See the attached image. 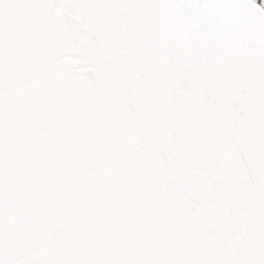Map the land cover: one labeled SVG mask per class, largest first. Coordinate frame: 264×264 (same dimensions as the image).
<instances>
[{"label":"snow or ice","instance_id":"snow-or-ice-1","mask_svg":"<svg viewBox=\"0 0 264 264\" xmlns=\"http://www.w3.org/2000/svg\"><path fill=\"white\" fill-rule=\"evenodd\" d=\"M0 264H264V0H0Z\"/></svg>","mask_w":264,"mask_h":264},{"label":"water","instance_id":"water-1","mask_svg":"<svg viewBox=\"0 0 264 264\" xmlns=\"http://www.w3.org/2000/svg\"><path fill=\"white\" fill-rule=\"evenodd\" d=\"M257 3H261V2L257 0Z\"/></svg>","mask_w":264,"mask_h":264},{"label":"flooded vegetation","instance_id":"flooded-vegetation-1","mask_svg":"<svg viewBox=\"0 0 264 264\" xmlns=\"http://www.w3.org/2000/svg\"><path fill=\"white\" fill-rule=\"evenodd\" d=\"M258 1L262 2V0H258Z\"/></svg>","mask_w":264,"mask_h":264}]
</instances>
